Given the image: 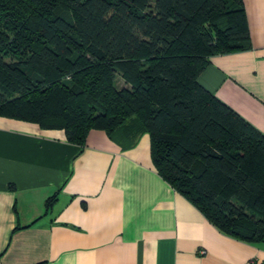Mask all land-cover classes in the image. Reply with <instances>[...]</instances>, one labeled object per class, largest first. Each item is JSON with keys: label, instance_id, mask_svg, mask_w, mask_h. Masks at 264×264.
Instances as JSON below:
<instances>
[{"label": "trees", "instance_id": "trees-1", "mask_svg": "<svg viewBox=\"0 0 264 264\" xmlns=\"http://www.w3.org/2000/svg\"><path fill=\"white\" fill-rule=\"evenodd\" d=\"M250 47L243 0H0V116L81 149L91 129L127 146L147 133L173 189L262 242L264 133L198 82L211 56Z\"/></svg>", "mask_w": 264, "mask_h": 264}, {"label": "crops", "instance_id": "crops-1", "mask_svg": "<svg viewBox=\"0 0 264 264\" xmlns=\"http://www.w3.org/2000/svg\"><path fill=\"white\" fill-rule=\"evenodd\" d=\"M243 3L251 47L198 82L264 133V0ZM127 145L0 116V264H264V241L220 232L156 172L147 133Z\"/></svg>", "mask_w": 264, "mask_h": 264}, {"label": "rangeland", "instance_id": "rangeland-1", "mask_svg": "<svg viewBox=\"0 0 264 264\" xmlns=\"http://www.w3.org/2000/svg\"><path fill=\"white\" fill-rule=\"evenodd\" d=\"M117 83L121 84L122 80L120 78L117 79Z\"/></svg>", "mask_w": 264, "mask_h": 264}]
</instances>
